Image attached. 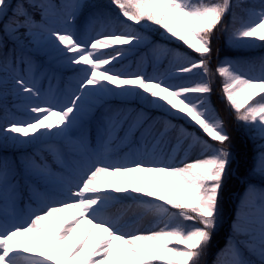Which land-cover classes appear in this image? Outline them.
Masks as SVG:
<instances>
[{"label":"snow or ice","instance_id":"obj_1","mask_svg":"<svg viewBox=\"0 0 264 264\" xmlns=\"http://www.w3.org/2000/svg\"><path fill=\"white\" fill-rule=\"evenodd\" d=\"M153 26L198 59L153 44ZM220 30L235 47H264V0H0V264H201L232 163L209 100ZM141 46L174 63L153 76L116 68ZM259 63L260 75L228 60L215 69L254 154L213 264H264ZM193 146L198 158L172 162ZM145 217L152 227L136 228Z\"/></svg>","mask_w":264,"mask_h":264},{"label":"rangeland","instance_id":"obj_2","mask_svg":"<svg viewBox=\"0 0 264 264\" xmlns=\"http://www.w3.org/2000/svg\"><path fill=\"white\" fill-rule=\"evenodd\" d=\"M92 2L97 4V5L100 3L99 0H92ZM237 15L239 16V13H237ZM231 21H232V15L230 13L227 17H225L224 23L230 24ZM152 28L155 30V32H153V33H155L154 35H148L145 33V31H144V34L149 37V40L153 44H159V45L165 46V47L170 45L171 49L179 51L181 53L188 51L190 54L187 52L185 54H187L189 56V58L198 59V55L195 54L194 52H192L191 50H188L185 46L182 45L181 42H178L175 40L169 41L163 36L162 30H158L155 26H153ZM224 33L225 32L223 30L217 31L214 38H213L212 53H211L210 64H209V66L212 70V73H213L212 76L210 77L212 92L209 96V100H210L211 107L215 110L216 114L222 120L224 118H226V112H225L223 106H224V104H227V102L224 99V96L222 93L223 78L222 77L219 78V75L216 73L215 69L220 62H223L225 60L232 61V62L236 63V59L232 58L231 56L220 55L221 52L219 51V41H221L222 43L225 41L224 39H222L224 36ZM226 41H227V44H226L227 46H232V44L228 40V34L226 37ZM257 45H259V42L257 43ZM259 48H262L261 49L262 50V58L264 59V47L260 46ZM147 52H148V46H141L135 52L130 53L123 61L118 62L116 64V68L118 70L125 71V72H135V71L139 70V71L144 72L148 76H153V75H159L163 72H166L167 70L170 69L172 63H174L172 57H168L166 62L164 63L165 66L163 67L161 64L154 63L153 62L154 59H152L151 57L146 56ZM252 68H253V71L251 72L252 75H260V69H257L254 67H252ZM64 75L65 76H71L72 73L71 72H65ZM169 82L179 83V82H183V81H180L178 79H173ZM44 87L45 88L47 87L46 82H44ZM10 102H11V99L9 100V103ZM115 103H119V102H115ZM148 112L151 113V111L149 109H148ZM2 115H3V113L2 114L0 113V116H2ZM158 115H160V114L159 113L156 114L155 117H158ZM173 122L177 123V124H184V121L176 122V120H174ZM184 126L188 127L190 131L193 130L187 124H184ZM225 130L228 131L226 126H225ZM27 150L31 151L32 149L27 148ZM196 155H200V149L197 146H193L192 148L187 149L186 151H182V152L175 154V158L172 160V162L173 163H179L180 160H183L185 158H187L189 160H194V157ZM234 173H235V169H233L232 172H230V175L228 178L233 177ZM134 175H139V176L152 175V176H155V174H143V173L134 174ZM245 191H246V187L243 189H239V195L240 196L238 197L236 204L232 207V209L230 210V212L227 215L229 217L227 218L228 220L225 222V225H224L226 228V231H227V235L231 234V225L235 219L236 214L240 210V201H241L243 195L245 194ZM234 192H236V191L234 190L231 193H234ZM126 220H127V218H126ZM151 220H152L151 217L149 219H142L138 223L135 224V227L139 228L141 230H145L147 227H152V225H149ZM127 222H129V221L127 220ZM205 261L207 263V260H205Z\"/></svg>","mask_w":264,"mask_h":264},{"label":"trees","instance_id":"obj_3","mask_svg":"<svg viewBox=\"0 0 264 264\" xmlns=\"http://www.w3.org/2000/svg\"><path fill=\"white\" fill-rule=\"evenodd\" d=\"M250 48V47H246ZM225 109V106H223ZM224 122L229 126V135L231 137L230 150L236 153L237 162L232 161L231 166L235 165L236 176L228 178L226 180L225 186L221 195V220L218 225L217 230L214 233L212 244L208 250V253L202 257L201 264L213 263V258L215 259L216 252L224 247L229 236L227 235L225 222L228 220V213L230 212L229 201L235 202L237 195L231 194L232 191H236L240 185V180L242 184L246 185L245 177L248 174V170L252 163V157L254 154L253 143L249 138L248 132L242 123H238L233 116V112L226 118ZM238 124L239 132L235 129V125ZM232 168V167H231ZM231 170V169H230ZM233 178V179H232ZM207 260V263L206 261Z\"/></svg>","mask_w":264,"mask_h":264},{"label":"bare ground","instance_id":"obj_4","mask_svg":"<svg viewBox=\"0 0 264 264\" xmlns=\"http://www.w3.org/2000/svg\"><path fill=\"white\" fill-rule=\"evenodd\" d=\"M200 155H196L195 157H194V159H196V158H198ZM131 215V214H130ZM150 217H145L144 219H149ZM127 220H128V218H127ZM129 221V223L131 222L130 220H128ZM152 223H153V221L151 220V222L149 223V225H152ZM148 226V225H147ZM82 228H83V226H81V228L80 229H78L77 230V233L75 234V235H79V233H80V231H82ZM148 228H150V227H147L146 229H148ZM145 229V230H146ZM75 239V236L72 238V240H70V242L69 243H71L73 240Z\"/></svg>","mask_w":264,"mask_h":264}]
</instances>
